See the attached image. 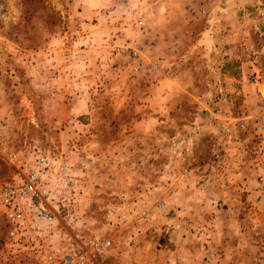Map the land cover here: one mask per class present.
Here are the masks:
<instances>
[{
  "label": "rangeland",
  "instance_id": "374dc122",
  "mask_svg": "<svg viewBox=\"0 0 264 264\" xmlns=\"http://www.w3.org/2000/svg\"><path fill=\"white\" fill-rule=\"evenodd\" d=\"M188 1L0 0L7 149L77 188L50 239L0 215V264H264V0Z\"/></svg>",
  "mask_w": 264,
  "mask_h": 264
},
{
  "label": "built area",
  "instance_id": "2783aa9c",
  "mask_svg": "<svg viewBox=\"0 0 264 264\" xmlns=\"http://www.w3.org/2000/svg\"><path fill=\"white\" fill-rule=\"evenodd\" d=\"M217 1L189 0L185 9L191 16L202 17L208 5ZM111 4L114 10L125 9L126 17L136 26H144L140 8L134 6V0H112ZM138 53L135 50L133 56L137 57ZM10 131L8 123L0 118V158L9 167L8 174L0 182V215L7 225V238L21 240L30 234L33 239H50L53 224L77 193L76 179L62 156L51 157L39 148L7 149ZM63 262L76 264L78 258L67 253Z\"/></svg>",
  "mask_w": 264,
  "mask_h": 264
},
{
  "label": "crops",
  "instance_id": "0c3cea01",
  "mask_svg": "<svg viewBox=\"0 0 264 264\" xmlns=\"http://www.w3.org/2000/svg\"><path fill=\"white\" fill-rule=\"evenodd\" d=\"M234 0H228V4L230 5L232 2H233ZM229 5L227 6V7H229ZM206 36H207V38H209V34L207 33L206 34ZM264 41H261V43H263ZM263 46V44H259V43H256V45H255V48H254V50H255V52L257 53H259V50H261L262 47ZM261 52H263V50H261ZM257 53V54H258ZM260 54H258L257 56H259Z\"/></svg>",
  "mask_w": 264,
  "mask_h": 264
}]
</instances>
